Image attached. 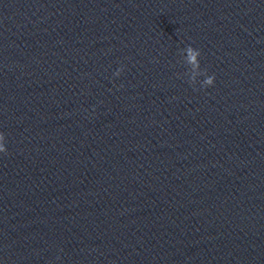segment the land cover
<instances>
[{
  "label": "clouds",
  "instance_id": "9594fccd",
  "mask_svg": "<svg viewBox=\"0 0 264 264\" xmlns=\"http://www.w3.org/2000/svg\"><path fill=\"white\" fill-rule=\"evenodd\" d=\"M187 52V61L195 68H200V60L199 57L201 56V52L198 49L193 48L192 46H188L184 49ZM123 71V68L117 70L115 73L116 76H119L120 73ZM205 79L203 80L202 86L209 87L214 84L215 76L214 75H207L204 71ZM5 136L3 133H0V153H6L7 149L4 144Z\"/></svg>",
  "mask_w": 264,
  "mask_h": 264
}]
</instances>
